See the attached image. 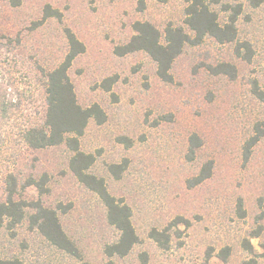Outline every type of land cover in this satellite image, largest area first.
Instances as JSON below:
<instances>
[{"label":"rangeland","instance_id":"obj_1","mask_svg":"<svg viewBox=\"0 0 264 264\" xmlns=\"http://www.w3.org/2000/svg\"><path fill=\"white\" fill-rule=\"evenodd\" d=\"M257 1L224 0L242 6L236 40L221 44L206 38L187 46L168 83L145 52L119 56L115 50L135 35L138 21L151 22L163 34L169 24L185 26L187 0H21L19 6L0 0V78L18 109L14 121L3 126L0 201L6 196L4 174L13 171L21 185L17 199L41 198L45 206L66 208V213L59 210L62 226L93 264L107 260L105 246L119 237L99 197L70 172L73 153L67 146L33 150L19 137L21 128L44 120V72L64 61L68 28L86 48L69 70L77 100L82 107L99 104L107 114L104 124L90 122L80 148L96 156L90 171L132 208L140 238L114 263L242 264L250 258L243 242L250 240L264 264V102L254 93L255 86L264 92V2L255 7ZM47 6L59 10L61 19H44ZM212 8L222 24L232 12L222 5ZM222 63L236 68L235 77L211 71ZM110 78L116 82L107 90ZM194 134L202 145L190 160ZM208 161L214 162L213 176L190 186ZM125 163L116 179L109 166ZM44 175L46 195L22 186L30 176ZM153 229L170 235L167 248L149 237ZM258 229L260 236L252 237ZM226 247L230 256L223 260L219 253ZM0 256L24 264L77 263L27 222L1 230Z\"/></svg>","mask_w":264,"mask_h":264},{"label":"trees","instance_id":"obj_2","mask_svg":"<svg viewBox=\"0 0 264 264\" xmlns=\"http://www.w3.org/2000/svg\"><path fill=\"white\" fill-rule=\"evenodd\" d=\"M263 2L264 0H258L253 5L258 7ZM11 3L13 6H19L21 0H11ZM213 5H222L226 11H232L224 24L219 21V14L212 8ZM241 13V4L231 6L224 3V0H187L184 10L185 26L169 24L163 34L151 22L138 21L133 25L135 35L125 45L118 46L115 52L119 56L138 51L145 52L156 63L159 78L169 83L173 81L171 74L173 64L187 46H197L206 38H212L221 44L234 42L238 35L237 21ZM61 16L59 10L50 6L44 10V19L51 17L61 19ZM65 33L69 50L64 61L55 69L44 72V120L21 128L19 137L26 146L33 150L65 144L73 153L69 160L70 172L86 189L99 197L106 207L108 224L119 232L118 239L107 244L104 248L107 260L103 264H115L113 258L128 256L140 243V238L133 224L132 208L123 200L114 197L109 192L106 181L90 171L96 162V156L86 153L80 148V138L85 134L90 122L93 120L97 124H104L107 114L99 104L95 103L89 107H82L79 104L69 70L74 60L83 54L86 48L70 29L67 28ZM246 48L250 50L248 46ZM240 51L241 49H238L239 55H241ZM245 55L247 59L251 57L250 54ZM210 69L215 74H226L231 77H235L236 74V68L228 63H222ZM115 82L116 79H107L105 88L110 90ZM106 83L108 84L106 85ZM9 88L0 78V143L5 142L6 139L3 126L10 125L14 121L18 110L16 102L8 98ZM254 93L259 100L264 102V92L258 86H255ZM123 141H127V139ZM257 141L256 137L249 141V151ZM201 145V139L196 134L192 135L188 152L190 160L194 158L196 150ZM126 167V163L112 164L109 166V171L116 179H120ZM214 169L213 161L206 162L197 176L190 180V186L200 185L210 179L214 174ZM47 182V175L42 176L40 180L30 176L27 184L22 186L36 187L42 197L49 193ZM4 184L6 196L4 200L0 201V232L3 228L13 230L18 225L27 222L30 229L37 231L56 249L75 259L76 264H93L84 260L82 251L62 226L59 210L63 208L66 213V208L62 205L58 208L45 206L41 198L31 201L17 199L21 185L13 171L4 174ZM239 210L243 211L241 204ZM241 215L243 217L244 212ZM177 221L173 225L177 226L179 224ZM260 234L261 229H258L252 237L257 238ZM149 237L163 248L169 246L170 235L166 230L153 229L149 233ZM243 248L250 258L244 260L242 264H259V255L250 240L243 242ZM219 256L221 259L227 260L230 256V248L226 247L221 250ZM0 264H24V262L17 257L2 258L0 256Z\"/></svg>","mask_w":264,"mask_h":264}]
</instances>
